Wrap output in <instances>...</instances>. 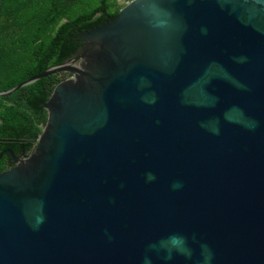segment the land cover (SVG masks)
<instances>
[{"label":"water","instance_id":"obj_1","mask_svg":"<svg viewBox=\"0 0 264 264\" xmlns=\"http://www.w3.org/2000/svg\"><path fill=\"white\" fill-rule=\"evenodd\" d=\"M60 64L0 171V264H264V0H133Z\"/></svg>","mask_w":264,"mask_h":264},{"label":"trees","instance_id":"obj_2","mask_svg":"<svg viewBox=\"0 0 264 264\" xmlns=\"http://www.w3.org/2000/svg\"><path fill=\"white\" fill-rule=\"evenodd\" d=\"M119 8L117 0H0V91L72 57L84 46L76 33L101 25ZM64 75L0 96V152H32L47 120L43 104Z\"/></svg>","mask_w":264,"mask_h":264},{"label":"flooded vegetation","instance_id":"obj_3","mask_svg":"<svg viewBox=\"0 0 264 264\" xmlns=\"http://www.w3.org/2000/svg\"><path fill=\"white\" fill-rule=\"evenodd\" d=\"M6 150H10V148H5L0 152V160L3 159V165H4V168L2 170L7 169V168L14 165L11 155ZM12 152L15 156L20 157V158H22L23 153H25L23 151L17 152V151H13V150H12ZM26 154H28V153H26ZM2 170H0V171H2Z\"/></svg>","mask_w":264,"mask_h":264},{"label":"built area","instance_id":"obj_4","mask_svg":"<svg viewBox=\"0 0 264 264\" xmlns=\"http://www.w3.org/2000/svg\"><path fill=\"white\" fill-rule=\"evenodd\" d=\"M131 1L133 0H117V3L120 5V7H122L123 5H126Z\"/></svg>","mask_w":264,"mask_h":264},{"label":"rangeland","instance_id":"obj_5","mask_svg":"<svg viewBox=\"0 0 264 264\" xmlns=\"http://www.w3.org/2000/svg\"><path fill=\"white\" fill-rule=\"evenodd\" d=\"M64 73H65V72H64ZM63 79H65V75H64Z\"/></svg>","mask_w":264,"mask_h":264}]
</instances>
